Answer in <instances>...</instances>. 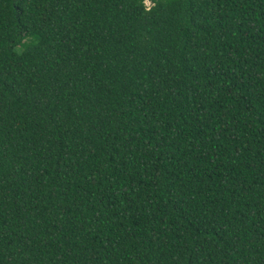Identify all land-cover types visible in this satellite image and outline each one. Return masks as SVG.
Listing matches in <instances>:
<instances>
[{"label": "trees", "instance_id": "trees-1", "mask_svg": "<svg viewBox=\"0 0 264 264\" xmlns=\"http://www.w3.org/2000/svg\"><path fill=\"white\" fill-rule=\"evenodd\" d=\"M0 0V264H264V0Z\"/></svg>", "mask_w": 264, "mask_h": 264}, {"label": "built area", "instance_id": "built-area-1", "mask_svg": "<svg viewBox=\"0 0 264 264\" xmlns=\"http://www.w3.org/2000/svg\"><path fill=\"white\" fill-rule=\"evenodd\" d=\"M146 5H147L148 8H150L151 7V2L149 0H146Z\"/></svg>", "mask_w": 264, "mask_h": 264}]
</instances>
